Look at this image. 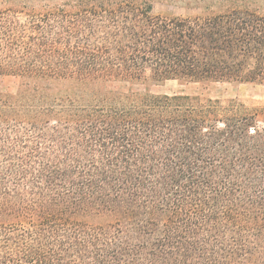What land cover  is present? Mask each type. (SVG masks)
Returning a JSON list of instances; mask_svg holds the SVG:
<instances>
[{
    "label": "trees",
    "instance_id": "obj_1",
    "mask_svg": "<svg viewBox=\"0 0 264 264\" xmlns=\"http://www.w3.org/2000/svg\"><path fill=\"white\" fill-rule=\"evenodd\" d=\"M258 1L0 0V264H264Z\"/></svg>",
    "mask_w": 264,
    "mask_h": 264
},
{
    "label": "rangeland",
    "instance_id": "obj_2",
    "mask_svg": "<svg viewBox=\"0 0 264 264\" xmlns=\"http://www.w3.org/2000/svg\"><path fill=\"white\" fill-rule=\"evenodd\" d=\"M186 0H151L154 14L164 16H193L200 13L199 10L188 8ZM264 12V0L252 4ZM6 85H14L11 79H5L0 83V89ZM124 89V84H119ZM135 89L142 88L141 84H135ZM149 91L156 94H190L200 95L203 98L218 99L227 104L234 99L245 107L258 110L259 119H262L264 110V82L263 83H228V82H207V83H179L177 81L150 82ZM261 121H258L260 124ZM262 124V123H261ZM260 124V125H261ZM12 215L0 211V222L13 221Z\"/></svg>",
    "mask_w": 264,
    "mask_h": 264
}]
</instances>
